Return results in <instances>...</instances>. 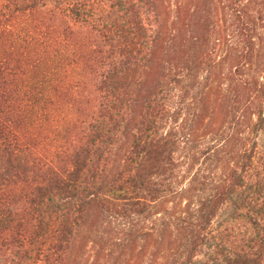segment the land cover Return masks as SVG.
<instances>
[{"label":"trees","instance_id":"obj_1","mask_svg":"<svg viewBox=\"0 0 264 264\" xmlns=\"http://www.w3.org/2000/svg\"><path fill=\"white\" fill-rule=\"evenodd\" d=\"M0 264H264V0H0Z\"/></svg>","mask_w":264,"mask_h":264},{"label":"rangeland","instance_id":"obj_2","mask_svg":"<svg viewBox=\"0 0 264 264\" xmlns=\"http://www.w3.org/2000/svg\"><path fill=\"white\" fill-rule=\"evenodd\" d=\"M216 99H217L218 102H220V99H221V93H217V94H216ZM206 134H207V133H201V136H202V137H205ZM168 205L171 206V203H169ZM223 220H225V219H223Z\"/></svg>","mask_w":264,"mask_h":264}]
</instances>
